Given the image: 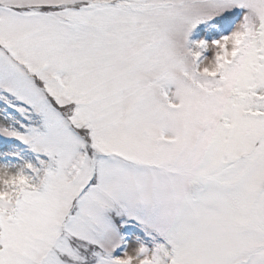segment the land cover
I'll list each match as a JSON object with an SVG mask.
<instances>
[{"label": "snow or ice", "instance_id": "obj_1", "mask_svg": "<svg viewBox=\"0 0 264 264\" xmlns=\"http://www.w3.org/2000/svg\"><path fill=\"white\" fill-rule=\"evenodd\" d=\"M0 264H264V0H0Z\"/></svg>", "mask_w": 264, "mask_h": 264}]
</instances>
